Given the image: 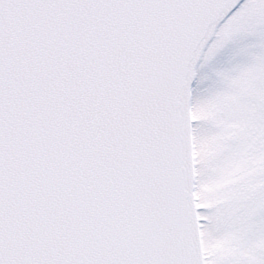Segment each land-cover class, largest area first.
Segmentation results:
<instances>
[{
    "label": "snow or ice",
    "instance_id": "obj_1",
    "mask_svg": "<svg viewBox=\"0 0 264 264\" xmlns=\"http://www.w3.org/2000/svg\"><path fill=\"white\" fill-rule=\"evenodd\" d=\"M249 39L247 63L201 74ZM225 96L220 126L188 119ZM205 123L211 167L264 155V0H0V264H264V170L230 187L217 233L258 260L200 255Z\"/></svg>",
    "mask_w": 264,
    "mask_h": 264
},
{
    "label": "rangeland",
    "instance_id": "obj_2",
    "mask_svg": "<svg viewBox=\"0 0 264 264\" xmlns=\"http://www.w3.org/2000/svg\"><path fill=\"white\" fill-rule=\"evenodd\" d=\"M251 39L228 45L222 50L214 60L204 69H200L201 74H211L214 71L231 69L237 64L248 62V57L238 55V50L246 44H250ZM195 99V98H194ZM236 103L235 96H225L216 100L205 101L201 104H194L192 108L193 119L214 123L220 126L223 121L220 119L224 109ZM237 125H228V128L235 131ZM208 123L202 124L193 136L195 162L201 165V170L197 171V176L205 172L211 175L198 186L200 207L213 208L217 211V216L210 221L212 228L203 232L206 255L217 257L224 261L230 258L239 257L250 262L258 260L253 256L248 248L240 246V236L235 232L221 231L224 223L223 209L231 199L230 187L239 183L247 175H252L257 170H264V155L250 160L229 162L211 167L219 153L223 150V137L211 135ZM253 188L259 186H251ZM255 249H264V241L253 245Z\"/></svg>",
    "mask_w": 264,
    "mask_h": 264
},
{
    "label": "water",
    "instance_id": "obj_3",
    "mask_svg": "<svg viewBox=\"0 0 264 264\" xmlns=\"http://www.w3.org/2000/svg\"><path fill=\"white\" fill-rule=\"evenodd\" d=\"M187 117H188L189 120H191L190 110H189L188 113H187ZM188 147H189V153H190V156H191V159H192V141H191V135H189V137H188ZM194 157H195V153H194ZM195 163H196V162H195ZM192 175H193V177H194V170H193V172H192ZM196 176H197V171H196ZM196 196H197V199H198V203H199V205H200V198H199V189H198V187H197V189H196ZM191 198H192V200H193V202H194V206H195V201H194L193 192H192V194H191ZM197 236H198L199 252H200V255L203 256V254H202V247H201V240H200V234H199V232H198ZM203 236H204V234H203ZM203 241H204V238H203ZM204 246H205V244H204Z\"/></svg>",
    "mask_w": 264,
    "mask_h": 264
}]
</instances>
